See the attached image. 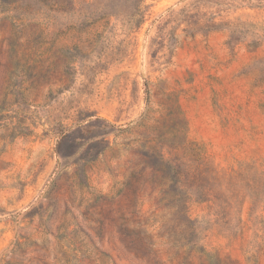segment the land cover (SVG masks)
<instances>
[{
    "label": "rangeland",
    "instance_id": "374dc122",
    "mask_svg": "<svg viewBox=\"0 0 264 264\" xmlns=\"http://www.w3.org/2000/svg\"><path fill=\"white\" fill-rule=\"evenodd\" d=\"M0 264H264V0H0Z\"/></svg>",
    "mask_w": 264,
    "mask_h": 264
}]
</instances>
